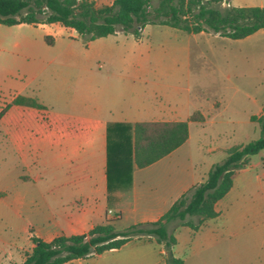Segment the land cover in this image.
Instances as JSON below:
<instances>
[{
  "label": "rangeland",
  "instance_id": "obj_1",
  "mask_svg": "<svg viewBox=\"0 0 264 264\" xmlns=\"http://www.w3.org/2000/svg\"><path fill=\"white\" fill-rule=\"evenodd\" d=\"M260 1L264 0H229L219 7ZM34 25L0 23V108L19 90L38 97L48 110L59 114L91 113L99 106L100 115L116 119L125 101L138 99L143 119L163 104L175 109L181 119L198 110L207 118L189 122L190 137L182 146L197 177L222 160L228 147L264 135L257 119L264 104V28L232 39L212 31L187 33L146 23L139 36L118 30L86 43L65 30L48 44L43 29ZM22 41H28L27 48L16 45ZM134 70L139 78L136 88L124 82ZM86 106L89 110L79 109ZM250 157L262 161L264 148ZM67 165L49 149L19 154L6 135L5 118L0 122V240L22 241L21 228L29 220L41 234L53 228L42 210L45 202L65 196L66 186L61 183L67 177ZM17 195L24 204L15 215L8 202ZM255 197V204L236 224L228 215L208 222L215 241L206 230L195 234L183 220L168 221L166 228L176 238L173 253L185 264H264V197ZM110 214L118 229L133 219L130 212L122 218ZM187 219L199 227L206 218L188 215ZM30 242L12 247L11 257L3 253L5 245L0 243V264H18L20 254L24 257L30 251ZM157 251V245L133 239L94 255L89 262L132 264L131 256L150 252L158 256Z\"/></svg>",
  "mask_w": 264,
  "mask_h": 264
},
{
  "label": "trees",
  "instance_id": "obj_2",
  "mask_svg": "<svg viewBox=\"0 0 264 264\" xmlns=\"http://www.w3.org/2000/svg\"><path fill=\"white\" fill-rule=\"evenodd\" d=\"M222 0H113L96 6L93 0H0V23L38 24L60 22L73 27L78 36L89 42L118 30L139 36L146 23L178 27L186 32L212 31L230 38L245 37L264 28V5H228ZM44 40L53 43L52 35ZM12 105H23L42 111L46 108L38 97L17 93L0 108V119ZM264 131V104L257 117ZM205 116L193 111L185 120H140L108 122L106 132L108 190L127 187L131 183L132 163L142 167L167 154L188 137V121L203 122ZM264 148V135L226 149L224 158L215 162L205 178L182 193L156 220L140 221L125 228H116L113 220L93 225L82 233L58 234L50 240L32 235L33 245L19 264H63L74 258L87 257L104 250L120 247L132 238L154 237L163 242L166 264H184L174 255L176 241L166 228L172 219L197 225L187 219L217 215L216 201L232 185V175L244 166L251 154Z\"/></svg>",
  "mask_w": 264,
  "mask_h": 264
},
{
  "label": "crops",
  "instance_id": "obj_3",
  "mask_svg": "<svg viewBox=\"0 0 264 264\" xmlns=\"http://www.w3.org/2000/svg\"><path fill=\"white\" fill-rule=\"evenodd\" d=\"M93 1L96 6H99L110 4L113 0ZM256 5H264V1H260ZM34 26H40L44 35H52L53 41L65 30H69L73 36H78L73 27L63 25L60 22H42ZM262 29L260 28L253 33ZM202 32L206 31L195 33ZM27 43L28 41L16 42V45L27 48ZM92 72L94 73L93 70H91ZM136 72L134 70L131 75L125 77V84L133 88L139 85V78L134 75ZM17 93L21 92L16 90L11 94L15 95ZM99 108V106L98 108H92L91 113H83L82 111L79 114H59L51 112L47 106L44 110L39 111L33 107L12 105L6 111L5 116L3 115L0 119V122H2L5 118L6 135L12 140V146L17 147L19 154H24L29 149L39 152L49 149L56 157L68 163L67 177L61 183L66 186V190L63 191L65 196L61 195L58 198H53V203L45 202L42 210L43 216L47 217L49 222H52L53 228L45 234H41L35 228L33 221L29 220L21 228V232L24 234L22 241L30 242L32 235L50 240L55 235L62 233L86 232L93 225L110 219L111 212L117 213L118 218H122L125 212H130L133 216L130 225L140 221L156 220L182 193L205 178L206 175L197 177L193 173L190 157L185 155V150L182 148L190 137L189 122H194L188 121V137L184 142L148 165L139 167L133 162L130 185L109 191L106 172L108 122L134 123L140 120H185L191 113L185 119H181L175 109L163 104L152 111L149 119H143L140 116L144 114L140 99L125 101L121 110L122 114L116 119H109V116L103 117L100 115L101 108ZM79 109L89 110L87 106L85 109ZM204 116L206 120L207 115L204 114ZM256 195L264 197V158L259 162L252 160L249 156L248 162L233 173L231 187L216 201L215 210L217 215L206 218L199 227H192L186 223L183 225L191 227L195 234L206 230V233L210 234L209 237L213 239L216 236H213L211 231L207 229L209 228L208 222L225 215L230 216L233 223L239 221L244 216L246 209L255 204ZM23 204L24 200L19 195L14 196L8 202V206L15 215L20 214ZM211 238V241L216 239L212 240ZM133 239L157 245L159 255L150 252L147 255L131 256L132 264H166L163 242L156 241L154 237L132 238L130 240ZM22 241L16 242L14 239L0 240V243L6 247H3V253L9 254L11 257L12 247L16 248L19 242ZM101 253L74 258L63 264H94L89 262V259ZM24 258L25 256L22 257L20 254L19 263ZM10 264L15 263L11 262ZM101 264L106 263L102 262Z\"/></svg>",
  "mask_w": 264,
  "mask_h": 264
},
{
  "label": "built area",
  "instance_id": "obj_4",
  "mask_svg": "<svg viewBox=\"0 0 264 264\" xmlns=\"http://www.w3.org/2000/svg\"><path fill=\"white\" fill-rule=\"evenodd\" d=\"M221 2H226V3L229 4V0H222Z\"/></svg>",
  "mask_w": 264,
  "mask_h": 264
}]
</instances>
